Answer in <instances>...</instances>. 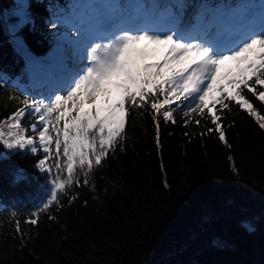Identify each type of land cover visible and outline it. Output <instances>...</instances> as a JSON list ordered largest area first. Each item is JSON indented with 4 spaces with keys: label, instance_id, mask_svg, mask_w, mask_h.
Masks as SVG:
<instances>
[{
    "label": "trees",
    "instance_id": "trees-1",
    "mask_svg": "<svg viewBox=\"0 0 264 264\" xmlns=\"http://www.w3.org/2000/svg\"><path fill=\"white\" fill-rule=\"evenodd\" d=\"M143 1L162 9L175 4ZM176 1L195 5L191 18L182 13L184 20L193 19L202 3H235ZM82 2L0 0V77L9 84L0 87V126L6 128V118L23 106L24 97H17L12 85L36 99L42 96L38 85L17 80L23 71L19 43L42 58L53 46L68 53L59 35L70 29H53L49 23L72 18ZM244 94L264 115V102L247 89ZM184 111L174 112L175 123H160L157 143L159 116L150 105L132 109L124 133L89 175L88 185L73 187L71 203L63 195L59 205L47 210L42 206L51 175L37 167L46 155L43 148L36 153L7 149L0 140V264H264L260 121L230 103L218 112L225 143L218 132L208 131L214 125L207 116L197 111L186 117ZM48 163L55 173V159Z\"/></svg>",
    "mask_w": 264,
    "mask_h": 264
},
{
    "label": "snow or ice",
    "instance_id": "snow-or-ice-1",
    "mask_svg": "<svg viewBox=\"0 0 264 264\" xmlns=\"http://www.w3.org/2000/svg\"><path fill=\"white\" fill-rule=\"evenodd\" d=\"M185 7L180 2L162 9L143 0H97L81 7L93 16L82 12L49 23L53 29H70L67 61L49 70L56 76L55 86L39 99L12 85L17 97H24L23 106L6 118V128L0 126L7 149L36 153L43 147L46 155L37 167L51 177L42 210L59 205L63 195L71 203L76 198L73 187L88 185L89 175L124 133L132 109L150 105L159 116L157 143L160 123H175L177 109H187L186 117L197 111L207 116L214 125L208 131L218 132L225 143L218 112L230 103L246 110L264 129V115L244 94L247 89L264 102V90H258L264 88V0L259 6L202 3L187 22L182 16ZM74 57L80 62L71 66ZM8 86L0 77V87ZM50 159L56 161L55 173L46 166Z\"/></svg>",
    "mask_w": 264,
    "mask_h": 264
},
{
    "label": "rangeland",
    "instance_id": "rangeland-1",
    "mask_svg": "<svg viewBox=\"0 0 264 264\" xmlns=\"http://www.w3.org/2000/svg\"><path fill=\"white\" fill-rule=\"evenodd\" d=\"M240 1H242V0H240ZM251 3H254V4H256L257 6H259L260 0H252ZM187 8H189L188 5H186V7L184 8V11L187 10ZM52 50H54V49H52ZM30 55H32V54L27 53V57L30 56ZM74 60H75L74 63H75V62H76V64L79 63L77 58H74ZM32 62H33V67H30V69H31V71H30V73H29L30 75H26V76H25V79H26V80H29L30 78H31V79H34V75H35L37 72H41V73L44 72L43 69L41 68V66H44L45 64H42V61H41V60H37V58L34 57V58L32 59ZM76 64H75V65H76ZM45 66H46V65H45ZM49 74H52V76L55 75V74H53V73H45L44 76L50 77ZM21 81L23 82V79H21ZM40 90H41L42 93H44V94L50 93V92H47V88H46V89H42V88L40 87ZM27 134L35 136V135L32 134V133H27ZM38 147H39V146H38ZM40 147L43 148L42 146H40ZM42 151H43V150H42ZM46 166H51V167H52V172H53V166H52V164H49V163L47 162V165H46ZM49 175H51V173H49ZM45 187H46V189H48V191H49V189H50L49 180L47 181V184L45 185ZM45 195H46V192H45Z\"/></svg>",
    "mask_w": 264,
    "mask_h": 264
},
{
    "label": "bare ground",
    "instance_id": "bare-ground-1",
    "mask_svg": "<svg viewBox=\"0 0 264 264\" xmlns=\"http://www.w3.org/2000/svg\"><path fill=\"white\" fill-rule=\"evenodd\" d=\"M143 2H144V1H143ZM69 42H70V41H69ZM69 42H67V43L65 44V45L68 47V49H70V47H71V45H70ZM18 76H19V77H17V80H18V79L21 80V79L25 78V76L22 75V72H21V71H20V73H18ZM43 79H44V78H43ZM45 80L48 81L47 79H45Z\"/></svg>",
    "mask_w": 264,
    "mask_h": 264
}]
</instances>
